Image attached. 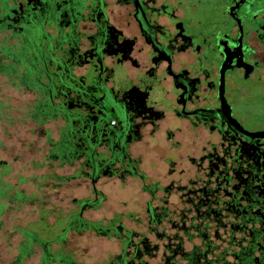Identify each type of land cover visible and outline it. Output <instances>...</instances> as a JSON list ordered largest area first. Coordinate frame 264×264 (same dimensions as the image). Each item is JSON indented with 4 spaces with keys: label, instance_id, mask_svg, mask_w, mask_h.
<instances>
[{
    "label": "flooded vegetation",
    "instance_id": "af4514ba",
    "mask_svg": "<svg viewBox=\"0 0 264 264\" xmlns=\"http://www.w3.org/2000/svg\"><path fill=\"white\" fill-rule=\"evenodd\" d=\"M0 45L47 194L1 186L7 264H264V0H0Z\"/></svg>",
    "mask_w": 264,
    "mask_h": 264
},
{
    "label": "rangeland",
    "instance_id": "374dc122",
    "mask_svg": "<svg viewBox=\"0 0 264 264\" xmlns=\"http://www.w3.org/2000/svg\"><path fill=\"white\" fill-rule=\"evenodd\" d=\"M29 104L28 95L12 86L11 82L0 74V165L7 168L0 177L5 182V195L21 191L26 200L30 199V196L34 199L47 197V194L44 195L40 191L32 193L33 183L38 180L37 175L43 170L31 167L32 137L23 134V130H27L31 124L30 119L24 116ZM18 140L27 141L29 146L23 147ZM3 160L5 162H2ZM17 202V205L6 203L0 212V264H7L15 255L12 247L19 239L18 233L14 232L15 227L23 224L24 219L35 215L32 211L34 205L25 201ZM58 225H61L58 221L47 224L41 211H37L35 221L30 223L40 236L52 235Z\"/></svg>",
    "mask_w": 264,
    "mask_h": 264
},
{
    "label": "trees",
    "instance_id": "16d2710c",
    "mask_svg": "<svg viewBox=\"0 0 264 264\" xmlns=\"http://www.w3.org/2000/svg\"><path fill=\"white\" fill-rule=\"evenodd\" d=\"M1 46V45H0ZM1 66V65H0ZM0 111H2L1 109H0ZM4 181H2V180H0V193H2V188H1V186H3L4 185Z\"/></svg>",
    "mask_w": 264,
    "mask_h": 264
},
{
    "label": "water",
    "instance_id": "95a60500",
    "mask_svg": "<svg viewBox=\"0 0 264 264\" xmlns=\"http://www.w3.org/2000/svg\"><path fill=\"white\" fill-rule=\"evenodd\" d=\"M2 162H5L4 160Z\"/></svg>",
    "mask_w": 264,
    "mask_h": 264
}]
</instances>
